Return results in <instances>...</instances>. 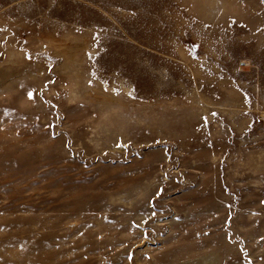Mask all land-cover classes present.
I'll use <instances>...</instances> for the list:
<instances>
[{"label":"rangeland","instance_id":"obj_1","mask_svg":"<svg viewBox=\"0 0 264 264\" xmlns=\"http://www.w3.org/2000/svg\"><path fill=\"white\" fill-rule=\"evenodd\" d=\"M0 264H264V0H0Z\"/></svg>","mask_w":264,"mask_h":264}]
</instances>
